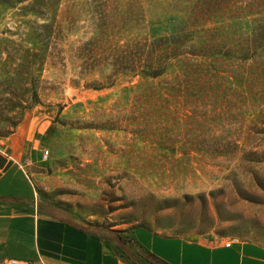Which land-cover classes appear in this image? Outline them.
Wrapping results in <instances>:
<instances>
[{"label":"rangeland","instance_id":"obj_1","mask_svg":"<svg viewBox=\"0 0 264 264\" xmlns=\"http://www.w3.org/2000/svg\"><path fill=\"white\" fill-rule=\"evenodd\" d=\"M0 147L107 236L264 246V0H0Z\"/></svg>","mask_w":264,"mask_h":264},{"label":"crops","instance_id":"obj_2","mask_svg":"<svg viewBox=\"0 0 264 264\" xmlns=\"http://www.w3.org/2000/svg\"><path fill=\"white\" fill-rule=\"evenodd\" d=\"M0 153L6 160L0 166V264H8L9 258L37 261L40 257L53 264H132L114 242L81 230L72 223L78 220L69 222L63 219L67 216L50 213L41 200L36 204L35 182L42 180V174L31 172V182L21 168L24 162L31 163L21 152L13 155L0 147ZM178 242L177 252L163 253L155 249L154 239L153 251L172 264H264V246L252 241Z\"/></svg>","mask_w":264,"mask_h":264},{"label":"trees","instance_id":"obj_3","mask_svg":"<svg viewBox=\"0 0 264 264\" xmlns=\"http://www.w3.org/2000/svg\"><path fill=\"white\" fill-rule=\"evenodd\" d=\"M49 212L57 215H63L57 208L48 206ZM64 220H70L69 218L63 217ZM74 225L79 227L81 230L86 232H93L100 235L109 242H114L117 250L121 253L123 257L132 264H172L167 260L161 258L155 254L149 247L144 245L135 235L134 229H129L127 231L112 230V236H107L104 232H101L97 228H91L79 221L72 222Z\"/></svg>","mask_w":264,"mask_h":264},{"label":"built area","instance_id":"obj_4","mask_svg":"<svg viewBox=\"0 0 264 264\" xmlns=\"http://www.w3.org/2000/svg\"><path fill=\"white\" fill-rule=\"evenodd\" d=\"M49 156H50V150L47 149L43 153V160H47L49 158ZM29 166L30 165L27 164V163L21 164V168L23 169L25 175L27 176V178L31 182H33V180H32V173H31V171L29 169ZM36 195H37V193H36ZM36 204H38V199H36ZM231 242H239V241H238L237 238H235ZM7 263L8 264H53V263H49V262L45 261L44 259H42V257H40L39 260H37V261H28V260H23V259H18V258H9L7 260Z\"/></svg>","mask_w":264,"mask_h":264},{"label":"water","instance_id":"obj_5","mask_svg":"<svg viewBox=\"0 0 264 264\" xmlns=\"http://www.w3.org/2000/svg\"><path fill=\"white\" fill-rule=\"evenodd\" d=\"M159 74V71L158 70H155L154 71V76H157ZM5 159H3V157H2V155H1V153H0V166L2 167L3 165H4V163H5ZM31 172H33V173H35L36 171H40V172H43V169H40V168H38V167H36V166H31Z\"/></svg>","mask_w":264,"mask_h":264}]
</instances>
